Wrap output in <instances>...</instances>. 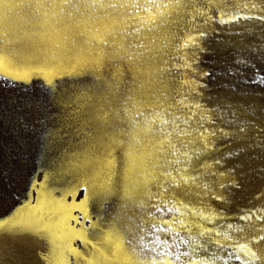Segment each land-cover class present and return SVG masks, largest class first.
<instances>
[{
    "label": "snow or ice",
    "instance_id": "obj_1",
    "mask_svg": "<svg viewBox=\"0 0 264 264\" xmlns=\"http://www.w3.org/2000/svg\"><path fill=\"white\" fill-rule=\"evenodd\" d=\"M241 8L225 21L210 14L212 0H0V150L26 156L42 177L28 181L24 201L0 203V230L46 233L52 264H260L251 245L264 236L225 243L202 224L231 228L257 211L240 207L238 182L205 184L203 196L190 188L183 199L176 193L183 183L216 176L211 167L235 174L245 158H264V120L243 100L257 85L264 98V8ZM241 19L252 23L227 38L204 27ZM190 46L219 52L217 67L188 62L180 51ZM106 64L115 67L106 73ZM64 78H72L70 88L59 86ZM191 83L203 91L185 87ZM176 86L197 101L185 108L207 102L217 114L211 123L220 125L209 132L203 115L195 127L191 116L164 119ZM174 132L186 138L180 146ZM136 197L145 204L132 217L127 209ZM200 199L219 207H193ZM210 248L223 254H201Z\"/></svg>",
    "mask_w": 264,
    "mask_h": 264
},
{
    "label": "rangeland",
    "instance_id": "obj_2",
    "mask_svg": "<svg viewBox=\"0 0 264 264\" xmlns=\"http://www.w3.org/2000/svg\"><path fill=\"white\" fill-rule=\"evenodd\" d=\"M219 1V2H218ZM250 1L249 9H251V4L255 2L257 5H259L261 8H264V0H248ZM226 5H229L230 7L224 9L221 8L220 0H212V3L214 5L215 11L211 12V15L217 16L218 18H223L225 21H227V18H225V15H231L236 14L239 11H242L241 5L246 3L245 0H223ZM200 5L197 4V7ZM221 6V7H220ZM228 9V10H227ZM223 10V16L220 15V11ZM23 16V14H21ZM18 24L22 26H27V23L24 19H20L17 21ZM252 22L251 21H244L241 19L238 22L233 23H226L224 25L219 24L218 22H211L208 25L204 26L206 27V30L209 33H215L219 32L222 35L227 38V33L230 31L239 30L243 27L250 26ZM138 27V25H136ZM145 42L150 39V35L143 34ZM79 39V38H78ZM129 41H124V43H128ZM131 42H139L138 40L133 39ZM205 47H211V45H203ZM198 52L197 58H199L202 63L201 67L208 69L212 68L215 69L217 65L213 63L215 60L220 59V53L219 52H208V53H202ZM180 55H182V50L180 51ZM196 58V59H197ZM180 62V61H178ZM115 67L114 65H105V72L107 73L110 68ZM257 71H259V66H257ZM73 81L72 78H64L62 82H60L59 86L61 88H70ZM212 83V82H210ZM185 87H189L186 85ZM200 91H203V89H199ZM215 91V90H214ZM255 95H248L244 94L243 100H247L249 104L244 105L246 107H249L250 110L255 111L256 118L259 120H264V113L260 112V106H264V98H261L260 92L261 87L257 85L255 87ZM184 95V96H183ZM205 96H208L209 93L205 92ZM187 96V97H186ZM185 96L184 89L176 86V93L174 95V98L169 101V103H172L175 107L171 110V112H166L164 115V119H171V115L175 114L180 116L182 119L191 116L192 117V126L195 127L196 120L203 115L199 109H189L185 108L184 105L192 104V102H189L188 95ZM185 97V98H184ZM188 100H187V99ZM238 103H243V101H237ZM203 105L206 107L207 111L211 113V118L208 120L205 117V128H211V131L214 127L220 125V120H216V125H213L211 123L212 120L216 119V113L211 110V105L207 102H202ZM159 107L166 108L167 105H159ZM183 123L180 124V128H183ZM210 137L209 143H219V141H214V138ZM185 137L178 136L175 132L172 136V141L174 143H177L178 146H180L181 141L185 140ZM5 143L10 144L11 142L7 139L5 140ZM227 143V142H224ZM234 147V146H232ZM12 149L11 147H5L3 150H0V203L4 205L5 208L12 207L17 204L18 201H24L25 194L27 191H30V188L28 187V181L31 179H38L42 177H38L37 173L39 169L33 170L30 165L26 166L27 157H23L22 159H17L16 157L10 155ZM205 163H211L210 161H204ZM194 166V162H190ZM259 170H264V158L261 159H253L249 160L245 158L244 160V167L237 168V171L235 174L229 172L227 169H220L211 167L209 171H214L217 173L216 176H201L198 178L193 184L191 181L181 184L179 189L176 190L177 198L183 199L182 193L189 188L192 191H199L201 193V196L204 195V193L207 191V189L204 188L205 184H213L219 185L221 183L225 184H233L238 182L241 185V188L239 191L236 192V196L239 198V204L240 207L249 206L253 209H256L257 211L264 207V183H261L258 187L259 189L254 191V195H250L244 190V179L245 178H251L252 175L257 174ZM188 175L195 176L196 173L191 172L190 170L187 172ZM225 175V178H224ZM198 186V187H197ZM231 191H236L234 188H230ZM152 191H157V187L155 185L152 186ZM223 192V189H220L217 187L215 189V194L217 192ZM259 197V199H257ZM187 202V201H185ZM206 203H209L211 206L218 209L219 205L215 201H209L207 199H200V200H194L193 201V207H196L198 209L207 210L209 207H206ZM145 201L139 197H136L133 202L128 207L127 211L129 216L135 217L140 214L141 209L144 207ZM183 211V209H182ZM257 211L254 212V215L256 218L258 217ZM239 213H236L235 210L233 212L229 213V215H238ZM176 219H180V214H175ZM258 221H263L264 217L257 219ZM248 222V221H247ZM247 222H234L235 226L244 227L247 225ZM203 227H213L216 231L220 232L223 236V233L225 232L224 227L225 224L227 225L228 222L223 223H210L209 221H202ZM77 246H79V241L75 242ZM51 240L49 236L46 233H35V234H27V233H21V234H8L4 230H0V264H52L50 260H46L45 256L51 251ZM215 252L216 255H222L219 250L210 248L206 252L202 249L201 254L210 256Z\"/></svg>",
    "mask_w": 264,
    "mask_h": 264
},
{
    "label": "bare ground",
    "instance_id": "obj_3",
    "mask_svg": "<svg viewBox=\"0 0 264 264\" xmlns=\"http://www.w3.org/2000/svg\"><path fill=\"white\" fill-rule=\"evenodd\" d=\"M220 2H221L220 5L222 6V7L220 6L221 8L226 9L227 7L228 8L230 7L229 5H226L225 2H223V0H220ZM245 2L250 6V1L245 0ZM220 15L223 16V10L220 11ZM228 16L229 15H225V18L228 19ZM182 55L185 56L188 62H191L197 58L198 52L190 46L187 49H182ZM193 67L195 68V65H193ZM185 78L189 80L193 79V74L191 70H189L185 74ZM196 79H198V77H196ZM188 86L191 88H196L198 91H200L199 90L200 88H198L196 83H191ZM188 99L190 100L189 102H192V104H195L197 102L191 95H188ZM199 110L202 113H204L203 114L204 116L206 115L205 117L208 120L211 118L212 116L211 113L207 111L204 105L200 107ZM208 131L210 132L211 128H208ZM209 136H207L208 141H210ZM224 178H225V175H224ZM244 181H245L244 190L250 195H254L255 194L254 191L257 192L256 190L259 189L258 186L261 183H264V170H259L257 174L252 175L251 178H245ZM222 194L223 192L221 191L216 193V195H222ZM263 194H264V191H263ZM206 205H207L206 207L216 209L215 207L211 206L209 203H206ZM257 213L260 218L264 217V207L259 209ZM257 219L258 218H256V216L253 214L248 220L247 225H245L244 227H239L241 229L240 231L236 230L237 226H235L234 223L232 224L231 228H229L228 224L227 225L225 224L224 231L229 233V236L231 237V239H229L228 236H224V235L218 236L216 238L220 239L222 242H225V243H248L250 238L253 236H264V220L258 221ZM223 223H226V222H223ZM251 247L255 251L256 255L260 258V264H264V240H261L258 243H253ZM252 264H255V262H252Z\"/></svg>",
    "mask_w": 264,
    "mask_h": 264
}]
</instances>
